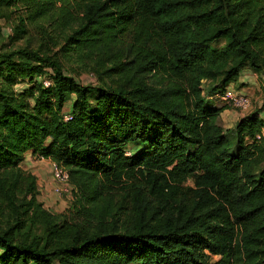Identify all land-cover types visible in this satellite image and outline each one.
I'll list each match as a JSON object with an SVG mask.
<instances>
[{
	"label": "trees",
	"instance_id": "1",
	"mask_svg": "<svg viewBox=\"0 0 264 264\" xmlns=\"http://www.w3.org/2000/svg\"><path fill=\"white\" fill-rule=\"evenodd\" d=\"M18 3L39 38L0 51V264H264V108L226 128L215 100L264 77V0L0 9ZM28 152L67 171L64 212L39 201Z\"/></svg>",
	"mask_w": 264,
	"mask_h": 264
},
{
	"label": "rangeland",
	"instance_id": "2",
	"mask_svg": "<svg viewBox=\"0 0 264 264\" xmlns=\"http://www.w3.org/2000/svg\"><path fill=\"white\" fill-rule=\"evenodd\" d=\"M23 6L21 4H17L16 6H10V7H3L0 9V51H6V50H17V49H30L35 50L37 48L38 44V30L35 28V26L31 25L29 21L26 19V15L24 13V10L22 9ZM25 19V22L23 25H20V20ZM63 56L60 55V61L61 64L67 74L74 77L81 85H96V86H105L107 82H98L97 78L91 74V70L85 68L83 65L74 63L73 61L64 60L62 58ZM241 71L239 73V77H241V74H243ZM230 85V84H229ZM27 85H20L16 89H22ZM242 86L247 85H238L235 86L234 92L240 91L239 89L242 88ZM257 86H247L248 92H243L244 95H246L250 102L251 107L250 109L245 112L241 113L239 111H236L230 107L226 106V112H224L223 120L221 117V124L226 127L230 128L233 127V125L236 123V119L240 118L241 116H244L248 114L251 111L254 110H260L261 107L264 108V83L262 85ZM234 87V86H233ZM239 88V89H238ZM70 110V105L68 104L67 107L64 108V112L68 113ZM231 114L237 116L232 117ZM230 143H234V138H229ZM45 160V159H44ZM51 170V162L48 163ZM45 163L38 160H30L28 163L21 164V167L28 172H32L35 175H39L40 171L44 168ZM46 167V166H45ZM40 169V170H39ZM51 172V171H50ZM48 174V173H47ZM51 176V174H50ZM52 184L48 185V188L50 189V192H52V185L53 182L51 180ZM44 190V187H43ZM55 196V195H54ZM73 197V196H71ZM58 201L55 202L56 204L60 201L64 202L65 208H67L70 204L71 198H63L59 199L56 198ZM63 205V206H64ZM49 208V207H48ZM62 208V207H60ZM64 208V209H65ZM51 212L56 213L59 209L56 207V210L53 209V207L49 208Z\"/></svg>",
	"mask_w": 264,
	"mask_h": 264
},
{
	"label": "crops",
	"instance_id": "3",
	"mask_svg": "<svg viewBox=\"0 0 264 264\" xmlns=\"http://www.w3.org/2000/svg\"><path fill=\"white\" fill-rule=\"evenodd\" d=\"M243 71L244 72H242L243 74H241V77L238 76L235 79V81L231 82L230 85L227 86V90H229L231 92H234L235 86H238V85L239 86L240 85H247V86L253 85L254 87L255 86L260 87L259 85L260 84L262 85V83H264V77L261 76L260 74L254 73L250 69H245ZM247 86L246 87L245 86H242L241 89L238 88L240 91H237L236 94L237 93L238 94H243V92H245V91L248 92L247 91L248 90ZM215 100H216V98H215ZM224 112H226V111H224ZM222 114H221V117H222V120H223V115ZM259 114H260L259 115L260 116V119L264 122V109H262V111H260ZM231 116L233 118L234 117H237V116H235L233 114H231ZM242 117L243 116H241L240 118H242ZM240 118H237L236 119V122ZM261 133L264 136V127L262 128ZM30 160H38V159H36V156H32V153L31 152H28V153H26L25 159L22 162V164L23 163H28L29 164ZM39 161L44 162L46 167L44 166V168L42 169V171H40V174L38 176L31 172L37 178V187H38V191H39V195H38L39 201L42 202L45 205L46 208L53 207V209L56 210V207H57L59 210L56 213H62V212H64L66 210L65 205H64V202L60 201V202H58L56 204L55 202L58 201L56 199L57 197L54 196V194L52 192H50V189L48 188V185L52 184V183H50L51 182V176H50V174H51L50 171L51 170H50V166L48 165V163H50V160H47V159L44 160L43 159V160H39ZM43 187H44V190H43ZM60 207H62V208H60Z\"/></svg>",
	"mask_w": 264,
	"mask_h": 264
},
{
	"label": "built area",
	"instance_id": "4",
	"mask_svg": "<svg viewBox=\"0 0 264 264\" xmlns=\"http://www.w3.org/2000/svg\"><path fill=\"white\" fill-rule=\"evenodd\" d=\"M43 85L48 86L49 81L44 80ZM215 98L219 103H222L227 107H230L241 113L247 112L251 107V102L246 95L238 93L236 94L229 90H226L224 94L217 95ZM70 119V116L64 115L65 121H68ZM256 139L260 140V135H257ZM36 159L43 160V158L41 157H36ZM51 180L53 182L51 191L57 198L63 199L69 197V199H72V187L69 183V176L67 171L53 162H51Z\"/></svg>",
	"mask_w": 264,
	"mask_h": 264
}]
</instances>
